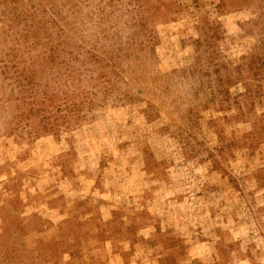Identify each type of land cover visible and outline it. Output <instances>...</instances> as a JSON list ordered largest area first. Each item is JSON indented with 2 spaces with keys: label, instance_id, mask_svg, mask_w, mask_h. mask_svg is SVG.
<instances>
[{
  "label": "rangeland",
  "instance_id": "1",
  "mask_svg": "<svg viewBox=\"0 0 264 264\" xmlns=\"http://www.w3.org/2000/svg\"><path fill=\"white\" fill-rule=\"evenodd\" d=\"M0 264H264V0H0Z\"/></svg>",
  "mask_w": 264,
  "mask_h": 264
}]
</instances>
